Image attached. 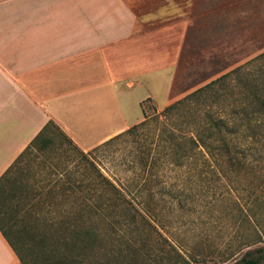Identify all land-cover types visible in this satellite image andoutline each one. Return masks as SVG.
Segmentation results:
<instances>
[{
  "label": "rangeland",
  "instance_id": "1",
  "mask_svg": "<svg viewBox=\"0 0 264 264\" xmlns=\"http://www.w3.org/2000/svg\"><path fill=\"white\" fill-rule=\"evenodd\" d=\"M127 2L140 14L156 10L162 19H173L171 22L183 27L170 102L242 65L248 74L264 70V0ZM165 100L167 97L158 98L159 112ZM146 102L148 106L155 103ZM160 129L151 120L137 136L114 138L88 151L116 184L131 189L150 185L158 192L153 204H158L160 231L187 258L196 257V264H232L242 259L264 264V143L255 144L260 153L247 159L249 168L243 171L220 168L210 156H206L204 168L195 159L178 167L166 154L170 134L160 138ZM62 141L57 136L46 151L34 150L28 155L15 171V183L0 194V224L29 264L42 260L32 239L35 230L63 220L69 209L81 203L72 193H50L53 187L58 191V180L79 177L86 167L76 153L65 152ZM144 151L154 158L150 184L151 170L138 164ZM134 178L139 181L137 187ZM17 205L27 208L26 212L17 213Z\"/></svg>",
  "mask_w": 264,
  "mask_h": 264
},
{
  "label": "crops",
  "instance_id": "2",
  "mask_svg": "<svg viewBox=\"0 0 264 264\" xmlns=\"http://www.w3.org/2000/svg\"><path fill=\"white\" fill-rule=\"evenodd\" d=\"M140 13L127 0H0V178L51 120L88 151L141 122L147 99L170 103L183 27ZM0 264H22L1 226Z\"/></svg>",
  "mask_w": 264,
  "mask_h": 264
},
{
  "label": "trees",
  "instance_id": "3",
  "mask_svg": "<svg viewBox=\"0 0 264 264\" xmlns=\"http://www.w3.org/2000/svg\"><path fill=\"white\" fill-rule=\"evenodd\" d=\"M243 69L242 65L211 80L170 102L160 112L156 103L148 106L146 101L152 100L147 99L143 102L144 120L95 148L109 144L114 138L137 136L141 128L153 120L161 125L158 133L160 138L165 133L170 134V148L166 154L170 155L171 163L176 166H184L195 159L199 168H204L203 162L207 161L206 156H210L220 168L227 166L236 172L246 170L249 168L247 159L260 153L255 151V144L264 143V70L261 68L257 73L248 74ZM57 136L62 137L65 152L76 153L81 162L85 161L86 167L79 177L69 176L65 180H58V191L53 187L50 193H72L81 199V203L69 209L63 220L52 221L47 224L48 228L46 226L40 231L35 230L32 239L41 254L39 264L199 262L196 257L187 258L160 231L158 204H153L158 192L151 189L150 185L131 189L116 184L91 158L92 152L79 147L52 120L0 178V194L7 192L8 185L15 183V171L21 168L26 157L34 150L46 151L55 143ZM144 154L138 164L150 171L154 158H149L150 154L145 151ZM52 174L55 175L54 172ZM153 176L151 170L147 184L153 181ZM132 182L134 187L139 184L137 178ZM27 191L25 186L26 194ZM19 205L17 213L26 212L27 208ZM0 226L21 263L29 264L20 255L6 229ZM243 261L232 264H243ZM258 262L251 259L246 260L245 264Z\"/></svg>",
  "mask_w": 264,
  "mask_h": 264
}]
</instances>
